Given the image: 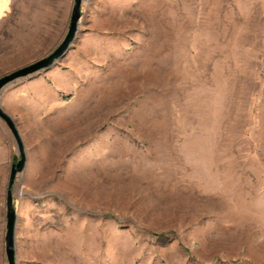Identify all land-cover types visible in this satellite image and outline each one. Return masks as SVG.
Here are the masks:
<instances>
[{
  "label": "rangeland",
  "instance_id": "rangeland-1",
  "mask_svg": "<svg viewBox=\"0 0 264 264\" xmlns=\"http://www.w3.org/2000/svg\"><path fill=\"white\" fill-rule=\"evenodd\" d=\"M74 1H17L0 78L62 44ZM0 103L17 264H264V0H84ZM20 158L0 117V264Z\"/></svg>",
  "mask_w": 264,
  "mask_h": 264
},
{
  "label": "water",
  "instance_id": "water-1",
  "mask_svg": "<svg viewBox=\"0 0 264 264\" xmlns=\"http://www.w3.org/2000/svg\"><path fill=\"white\" fill-rule=\"evenodd\" d=\"M84 0H75L74 6L72 10L70 26L68 33L62 42V44L49 56L29 65L22 69H19L13 73L7 74L0 78V91L5 88L11 82H14L20 78H24L33 73L39 72L41 70L47 69L52 66L55 61L61 58L70 48L73 43L78 29L79 22L81 20V7ZM0 117L7 123L13 135L16 139V142L19 147L21 158L15 163L9 175V181L7 186V233H6V255L9 264H17L16 263V253H15V226L17 220V214L13 203V185L15 183V179L18 173L22 172L26 166V156L23 148V144L21 142L20 135L16 128L15 122L13 119L3 110L0 103Z\"/></svg>",
  "mask_w": 264,
  "mask_h": 264
},
{
  "label": "crops",
  "instance_id": "crops-1",
  "mask_svg": "<svg viewBox=\"0 0 264 264\" xmlns=\"http://www.w3.org/2000/svg\"><path fill=\"white\" fill-rule=\"evenodd\" d=\"M18 0H0V24L13 12Z\"/></svg>",
  "mask_w": 264,
  "mask_h": 264
}]
</instances>
